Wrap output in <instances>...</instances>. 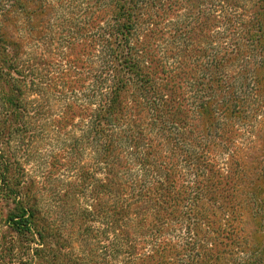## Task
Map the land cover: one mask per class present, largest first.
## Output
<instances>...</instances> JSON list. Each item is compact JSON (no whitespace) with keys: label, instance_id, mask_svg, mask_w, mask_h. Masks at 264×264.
I'll use <instances>...</instances> for the list:
<instances>
[{"label":"trees","instance_id":"16d2710c","mask_svg":"<svg viewBox=\"0 0 264 264\" xmlns=\"http://www.w3.org/2000/svg\"><path fill=\"white\" fill-rule=\"evenodd\" d=\"M0 264H264V0H0Z\"/></svg>","mask_w":264,"mask_h":264}]
</instances>
